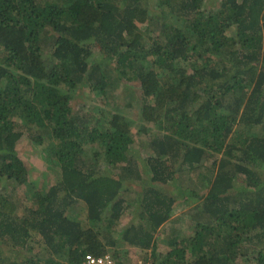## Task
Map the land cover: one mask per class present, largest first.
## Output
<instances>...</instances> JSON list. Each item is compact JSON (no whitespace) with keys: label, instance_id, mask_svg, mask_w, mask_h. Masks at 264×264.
Instances as JSON below:
<instances>
[{"label":"trees","instance_id":"16d2710c","mask_svg":"<svg viewBox=\"0 0 264 264\" xmlns=\"http://www.w3.org/2000/svg\"><path fill=\"white\" fill-rule=\"evenodd\" d=\"M151 1L0 0V264H264V0ZM129 81L137 123L117 101ZM82 84L111 107H76ZM25 125L51 184L30 180ZM180 201L192 228L161 249Z\"/></svg>","mask_w":264,"mask_h":264},{"label":"rangeland","instance_id":"374dc122","mask_svg":"<svg viewBox=\"0 0 264 264\" xmlns=\"http://www.w3.org/2000/svg\"><path fill=\"white\" fill-rule=\"evenodd\" d=\"M218 1L219 0H205V3H206V6L209 8L210 6H214L215 4H217ZM153 4L155 5V0L151 1V6H153ZM155 8L157 9V7ZM157 10H160V9H157ZM91 43H92L91 46H92L93 52L90 55L89 60L93 61L100 54V49L97 43H94V42H91ZM128 83H129L128 86L122 87V92L117 96L118 97L117 101L118 103L119 102L124 103V104L128 103V105H132L133 109L129 113H130V116L134 118V120L136 119L135 123H137L136 111L139 108L141 99H139L140 95H136L137 92H135V94H130L129 91L136 90L139 85L135 82L132 83L130 81ZM137 91H140V90H137ZM74 93L77 96L74 98V103L76 107L82 106L84 107V109L93 107L94 105H99L100 108L101 107L102 108L111 107L110 106L112 103L111 100L109 102H104L105 98L102 99V96H98L97 99H94L92 97L93 93L91 92V90L88 89V87H85L83 84L78 85ZM135 123H134V126H136ZM22 129H23V135L18 140L17 149L19 151L20 156L25 160L27 167L30 169L31 182L35 183L36 185H39L42 182H45L47 185L48 183L49 184L53 183L56 180L57 171L54 169V167L50 166V163L46 159L47 149L44 147V143H39L37 139V137L40 135L44 136L43 130L41 128L28 127L26 125L22 126ZM93 144H94V148H98L97 143H93ZM143 149H144V146H142V142L140 143V141L134 147L135 153L138 156H140L141 160L145 155V151ZM102 168H105V166H103ZM145 177H147V175H145ZM127 186L131 188L130 185L127 184ZM134 187L139 188V186L136 183ZM9 188H12L11 185L9 186ZM18 190L21 191L20 195L17 194ZM25 190L26 189L24 186H20L16 190L13 191L15 193V196L16 197L18 196L17 200L19 204H21L20 205L21 208H23L26 204H29L30 202L29 197H27V195H25L24 193ZM129 194H130L129 198H132L134 196V193L131 195V191L129 192ZM79 209L82 212V215H85L86 206L82 204L79 206ZM186 209H187V205L184 202H181V201L178 202L175 206L173 215L171 216L169 221L166 222L165 224H162L159 227L156 233V236H157L158 241L161 244L160 245L161 249H164L166 245H169L170 240L173 238V236H175V234H177L176 224L177 226L178 225L180 226V230L182 232L180 233L181 235H187L186 233L189 231L188 229L192 228V226L186 222V220H188V218H186L187 217L186 211H185ZM133 214L135 215V211H132V213L125 215V217L122 219L120 223L122 224L121 226L127 224L130 220H132ZM180 236L178 238V241L181 239ZM119 247L127 249L128 252L124 255L126 260H129L135 263V262H141L144 259L141 251L137 250L135 246H132V247L128 246L129 247L128 248L126 244H124ZM248 252H249L247 254L248 256L243 255L239 258V264H247L249 262L248 260L249 258L250 259L254 258V255H255L254 251L249 250ZM145 254H147L148 256L147 262H149L150 261L149 257L151 256L150 252L148 251Z\"/></svg>","mask_w":264,"mask_h":264},{"label":"built area","instance_id":"2783aa9c","mask_svg":"<svg viewBox=\"0 0 264 264\" xmlns=\"http://www.w3.org/2000/svg\"><path fill=\"white\" fill-rule=\"evenodd\" d=\"M77 264H115V260L110 253L97 255L88 252Z\"/></svg>","mask_w":264,"mask_h":264}]
</instances>
